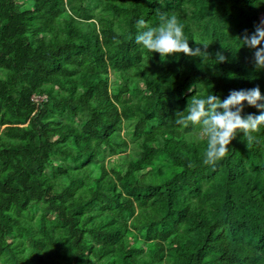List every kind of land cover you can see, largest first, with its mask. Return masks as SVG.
<instances>
[{
	"label": "trees",
	"instance_id": "16d2710c",
	"mask_svg": "<svg viewBox=\"0 0 264 264\" xmlns=\"http://www.w3.org/2000/svg\"><path fill=\"white\" fill-rule=\"evenodd\" d=\"M161 11L203 55L135 41ZM263 14L255 0H0V264H264V125L213 167L176 122L192 96L264 92L237 48Z\"/></svg>",
	"mask_w": 264,
	"mask_h": 264
},
{
	"label": "clouds",
	"instance_id": "9594fccd",
	"mask_svg": "<svg viewBox=\"0 0 264 264\" xmlns=\"http://www.w3.org/2000/svg\"><path fill=\"white\" fill-rule=\"evenodd\" d=\"M255 2L261 3L264 0ZM159 19L160 22L155 26H148L144 17L136 21L140 29L135 35L138 44L151 52H159L162 57L179 52L203 55L209 42L196 39L205 50L200 46L192 47L185 33V25L176 14L161 11ZM241 43L254 50L255 66L264 68V17L256 24L255 31L243 36L242 40L238 39L237 48ZM218 56L219 60L225 59L223 54ZM247 106H254L259 111L247 112ZM176 122L184 128L191 124L195 140L207 139L203 163L215 167V163L228 152L230 141L238 132L242 131L244 137L251 141L254 139L252 132L264 125V92L257 84L253 87L232 88L223 97L213 92L192 96L187 112L180 115Z\"/></svg>",
	"mask_w": 264,
	"mask_h": 264
},
{
	"label": "built area",
	"instance_id": "2783aa9c",
	"mask_svg": "<svg viewBox=\"0 0 264 264\" xmlns=\"http://www.w3.org/2000/svg\"><path fill=\"white\" fill-rule=\"evenodd\" d=\"M34 98H35L36 100H38V99L41 98V97L35 96Z\"/></svg>",
	"mask_w": 264,
	"mask_h": 264
},
{
	"label": "rangeland",
	"instance_id": "374dc122",
	"mask_svg": "<svg viewBox=\"0 0 264 264\" xmlns=\"http://www.w3.org/2000/svg\"><path fill=\"white\" fill-rule=\"evenodd\" d=\"M262 17H264V14H263V15H260L259 20H260Z\"/></svg>",
	"mask_w": 264,
	"mask_h": 264
}]
</instances>
